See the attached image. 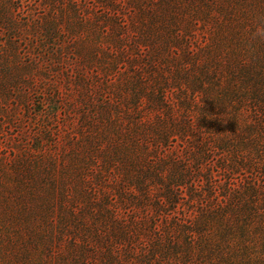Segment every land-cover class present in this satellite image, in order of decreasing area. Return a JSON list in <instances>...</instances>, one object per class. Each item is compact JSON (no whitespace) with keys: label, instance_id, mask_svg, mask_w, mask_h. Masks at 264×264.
<instances>
[{"label":"rangeland","instance_id":"rangeland-1","mask_svg":"<svg viewBox=\"0 0 264 264\" xmlns=\"http://www.w3.org/2000/svg\"><path fill=\"white\" fill-rule=\"evenodd\" d=\"M264 264V0H0V264Z\"/></svg>","mask_w":264,"mask_h":264},{"label":"trees","instance_id":"trees-1","mask_svg":"<svg viewBox=\"0 0 264 264\" xmlns=\"http://www.w3.org/2000/svg\"><path fill=\"white\" fill-rule=\"evenodd\" d=\"M203 264H207V263L204 262Z\"/></svg>","mask_w":264,"mask_h":264}]
</instances>
